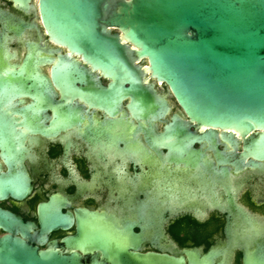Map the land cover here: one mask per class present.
I'll return each instance as SVG.
<instances>
[{"label": "flooded vegetation", "instance_id": "1", "mask_svg": "<svg viewBox=\"0 0 264 264\" xmlns=\"http://www.w3.org/2000/svg\"><path fill=\"white\" fill-rule=\"evenodd\" d=\"M106 31L130 77L64 41L39 0H0V261L264 264V160L209 139Z\"/></svg>", "mask_w": 264, "mask_h": 264}, {"label": "water", "instance_id": "2", "mask_svg": "<svg viewBox=\"0 0 264 264\" xmlns=\"http://www.w3.org/2000/svg\"><path fill=\"white\" fill-rule=\"evenodd\" d=\"M115 1L108 10L109 0H39V10L64 41L130 77L120 40L106 31L117 28L209 139L217 130L238 135L264 160V0ZM0 219L12 221L1 212ZM9 257L5 251L0 264H11Z\"/></svg>", "mask_w": 264, "mask_h": 264}]
</instances>
